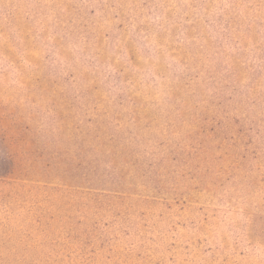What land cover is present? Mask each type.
Segmentation results:
<instances>
[{
  "label": "rangeland",
  "instance_id": "374dc122",
  "mask_svg": "<svg viewBox=\"0 0 264 264\" xmlns=\"http://www.w3.org/2000/svg\"><path fill=\"white\" fill-rule=\"evenodd\" d=\"M0 264H264V0H0Z\"/></svg>",
  "mask_w": 264,
  "mask_h": 264
},
{
  "label": "trees",
  "instance_id": "16d2710c",
  "mask_svg": "<svg viewBox=\"0 0 264 264\" xmlns=\"http://www.w3.org/2000/svg\"><path fill=\"white\" fill-rule=\"evenodd\" d=\"M215 121V120H213ZM224 129L226 131H232L233 132V128H231L229 125H226L224 126ZM96 131V130H93V132ZM239 133L240 130H238ZM91 135H93L95 137V139H105L111 143H115V144H119L118 142H120L121 144H123L124 146H134V145H138L137 142H134V141H137V138L133 137L131 132H127V136H122L123 134L121 133H116V134H104V135H101L102 137L100 136H97L95 134H92V132L90 131ZM93 138V137H92Z\"/></svg>",
  "mask_w": 264,
  "mask_h": 264
}]
</instances>
